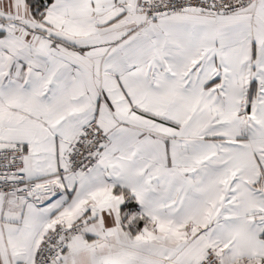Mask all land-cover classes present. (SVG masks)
Masks as SVG:
<instances>
[{"label":"snow or ice","instance_id":"snow-or-ice-1","mask_svg":"<svg viewBox=\"0 0 264 264\" xmlns=\"http://www.w3.org/2000/svg\"><path fill=\"white\" fill-rule=\"evenodd\" d=\"M0 264H264V0H0Z\"/></svg>","mask_w":264,"mask_h":264}]
</instances>
